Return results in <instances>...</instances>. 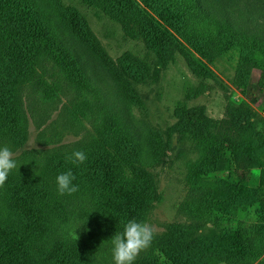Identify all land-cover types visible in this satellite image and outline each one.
I'll return each instance as SVG.
<instances>
[{
	"label": "trees",
	"instance_id": "16d2710c",
	"mask_svg": "<svg viewBox=\"0 0 264 264\" xmlns=\"http://www.w3.org/2000/svg\"><path fill=\"white\" fill-rule=\"evenodd\" d=\"M77 1L140 37L154 60L150 65L131 52L112 60L71 5L0 0V148L14 152L24 144L31 101L39 96L52 105L61 84L80 100L75 109L97 134L85 129L61 147L26 150L15 159L0 190V264H111V238L130 219L145 222L158 200L152 169L164 149L141 137L122 106H104L108 97L94 84L93 62L127 101L135 86L159 79L180 39L211 63L217 56L232 59L239 86L259 70L264 93V0ZM89 99L87 113L80 107ZM174 116L163 147L187 134L203 153L189 168L190 189L180 206L191 221L166 225L134 264H264L263 118L240 105L232 115L237 134H231L224 124L213 132L215 122L200 105L178 107ZM77 150L87 160L68 162ZM69 170L79 191L60 195L56 177Z\"/></svg>",
	"mask_w": 264,
	"mask_h": 264
},
{
	"label": "rangeland",
	"instance_id": "374dc122",
	"mask_svg": "<svg viewBox=\"0 0 264 264\" xmlns=\"http://www.w3.org/2000/svg\"><path fill=\"white\" fill-rule=\"evenodd\" d=\"M55 1L58 5H71L86 17L91 30L112 60L131 52L145 63H153L154 57L144 41L128 34L123 25L105 13L88 8L77 0ZM260 2L253 0L255 5ZM174 45L173 58L161 71L159 79L135 86L134 98L127 101H124L116 90L110 76L99 64L94 63L86 52V59L93 62L96 80L100 81H95L94 84L102 85L103 92L108 97L103 100L104 106L110 110L122 106L126 120L136 127L141 137L144 138L145 135L154 147L160 146L164 149L160 153L161 163L152 169L159 197L145 221L155 228L151 246L156 237L165 230L166 225L187 224L191 221L187 210L180 206L190 189L189 168L203 157L201 148H197L195 140L187 134L181 137L176 135L166 148L163 147L164 132L176 121L174 111L184 105H200L204 108L205 115L215 122L213 132L219 131L220 125L224 124L228 133L237 134L232 115L235 108L244 105L261 115L263 120H260L261 126L258 128L264 127V113L260 110L264 93L259 90V70H250L245 85L239 86L235 83V62L232 59L217 56L211 63L180 39L175 40ZM61 86L63 90L56 88L57 93L52 105L40 103L39 96L31 101L33 114L29 115L28 119L27 139L21 147L14 150V160L26 150L49 149L74 141L85 129L97 135L88 119L75 109L73 103L80 100L73 93L70 96L65 94L68 90L66 84ZM84 102L87 105L82 104L80 108L86 109L88 113L92 101L89 99ZM160 135L163 139L159 142L155 136L160 138ZM250 216L247 223L252 224L255 217L252 214ZM151 246L142 251L136 260L151 250ZM111 264H114V261Z\"/></svg>",
	"mask_w": 264,
	"mask_h": 264
},
{
	"label": "clouds",
	"instance_id": "9594fccd",
	"mask_svg": "<svg viewBox=\"0 0 264 264\" xmlns=\"http://www.w3.org/2000/svg\"><path fill=\"white\" fill-rule=\"evenodd\" d=\"M72 164H82L87 160L83 151H74L66 156ZM17 167L13 152L8 147L0 148V187H2L10 172ZM72 171L61 173L56 177L57 191L60 195H73L79 191L74 184ZM155 236V228L149 223L130 219L124 225L123 232H116L111 238L114 264H134L138 255L149 248Z\"/></svg>",
	"mask_w": 264,
	"mask_h": 264
}]
</instances>
